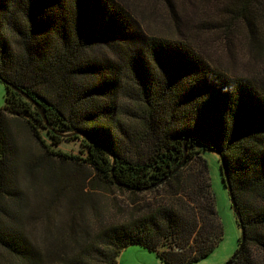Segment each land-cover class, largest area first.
I'll list each match as a JSON object with an SVG mask.
<instances>
[{"label": "trees", "instance_id": "obj_1", "mask_svg": "<svg viewBox=\"0 0 264 264\" xmlns=\"http://www.w3.org/2000/svg\"><path fill=\"white\" fill-rule=\"evenodd\" d=\"M225 12V23L205 32L260 50L264 0H233ZM0 79L25 93L5 85L0 109V264H118L131 245L166 264L206 258L223 227L205 149L218 153L241 216L243 246L231 264H254L249 245L264 253V70L253 78L215 71L185 42L147 35L116 0H0ZM8 117L29 128L35 151H19ZM73 141L82 157L60 149ZM63 165L93 175L76 180L73 209L44 225L48 209L26 214L19 179L40 176L63 195L71 179ZM102 186L146 201H131L121 221L100 210L89 217L79 197Z\"/></svg>", "mask_w": 264, "mask_h": 264}, {"label": "rangeland", "instance_id": "obj_2", "mask_svg": "<svg viewBox=\"0 0 264 264\" xmlns=\"http://www.w3.org/2000/svg\"><path fill=\"white\" fill-rule=\"evenodd\" d=\"M126 9L138 23V27L147 35L167 38L185 42L193 48L202 59L215 71H220L231 77H248L253 78L260 76L264 70V45L260 50L247 44L246 41L235 34L220 33L215 35L205 32L203 25L208 28L211 26H221L227 18L225 8L230 6L233 0H168L172 3V8L175 11L176 19L174 22L172 17H169V8L166 0H116ZM172 19V20H171ZM179 23L180 26L177 24ZM182 23H187L182 27ZM236 24L239 25L237 22ZM237 25V26H238ZM204 31V32H201ZM226 34V35H225ZM5 85L0 82V109L4 105ZM127 93L121 94L120 99L123 103H128ZM9 131L15 136L17 147L24 151H35L36 146L28 127L20 120L7 118ZM60 149L64 152H69L78 157L84 154V148L77 141L69 144L60 145ZM203 158L206 161L208 175L211 182L212 191L215 196L216 211L223 227V236L215 250L206 258L191 263V264H225L235 254L239 247L241 238L240 227L236 223V218L231 208L228 191L224 186L219 155L214 149H205ZM61 166L60 164H56ZM60 170L63 174L70 175V183H68L63 195H53L52 185L46 183L44 179L37 176L34 182L20 177V185L26 188V214L30 207L36 210L37 207H45L48 209L44 215V225L51 222L56 223L62 217L66 216L69 210V198L77 199L76 180L93 175L87 165L74 166L63 165ZM162 193H158L152 200H159ZM147 199L149 196H146ZM143 199L144 195H132L121 192L117 189H107L99 187L93 193L87 196L79 197L82 213L89 217H94L95 210H100L101 217L108 221H121L129 216L130 212L134 211L131 206V201ZM55 200L56 203H49ZM143 203H136V207ZM144 206V204H143ZM142 206V207H143ZM135 207V208H136ZM73 209V207H71ZM32 224L25 223L24 229L30 232ZM38 225L35 226V230ZM59 225H50L48 231V243L52 242V233L57 231ZM31 231V232H32ZM246 247V246H245ZM247 250L251 255L254 264H264V253L255 246H247ZM118 264H166L162 261L154 251H150L140 245H131L122 251L117 260Z\"/></svg>", "mask_w": 264, "mask_h": 264}, {"label": "water", "instance_id": "obj_3", "mask_svg": "<svg viewBox=\"0 0 264 264\" xmlns=\"http://www.w3.org/2000/svg\"><path fill=\"white\" fill-rule=\"evenodd\" d=\"M0 82H2L4 85L8 86V87H11L13 88L14 90L20 92V93H23L25 94L22 90L20 89H17L16 87H14L13 85H11L8 81L6 80H2L0 79ZM182 163L176 168V170H178L180 167H181ZM223 180H224V183H225V186H226V189L228 191V195H229V199H230V204H231V208L233 210V213L237 219V221L240 223L241 222V216H240V213L238 211V208L236 206V203L234 201V197H233V194H232V191H231V187H230V184L228 182V179H227V176L224 174L223 175ZM243 240H244V233H243V229H241V238H240V244H239V247L237 249V251L235 252V254L231 257V259L226 262L225 264H231L232 261L236 258V256L240 253L241 249H242V246H243Z\"/></svg>", "mask_w": 264, "mask_h": 264}]
</instances>
